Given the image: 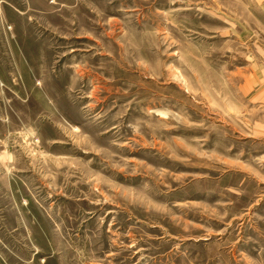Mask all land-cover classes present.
I'll list each match as a JSON object with an SVG mask.
<instances>
[{"label":"rangeland","instance_id":"374dc122","mask_svg":"<svg viewBox=\"0 0 264 264\" xmlns=\"http://www.w3.org/2000/svg\"><path fill=\"white\" fill-rule=\"evenodd\" d=\"M0 264H264V0H0Z\"/></svg>","mask_w":264,"mask_h":264}]
</instances>
